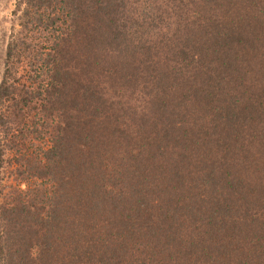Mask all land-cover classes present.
I'll return each mask as SVG.
<instances>
[{"label":"rangeland","instance_id":"rangeland-1","mask_svg":"<svg viewBox=\"0 0 264 264\" xmlns=\"http://www.w3.org/2000/svg\"><path fill=\"white\" fill-rule=\"evenodd\" d=\"M29 1L0 0V82L8 45L14 37H20L24 30L23 16ZM112 1L127 2L124 5L126 8L115 6L114 2L103 6L94 3L91 8L84 9L81 13L79 10L75 14V27L78 24L82 26L73 35L75 41L72 43V52L66 50L68 59L64 60L65 68L61 73L66 80L62 81L63 89L60 92L64 95L59 102L54 98L50 99L53 105L63 106L66 103L69 108L56 112L54 121L47 119L50 114L46 115V112L40 113L38 110L27 112L24 117L20 115L17 119H13V116L5 119L11 134L6 132L0 135L7 148L3 150L4 161H0V166H3L0 168V185L7 181L4 202H11V190L8 187L14 183L22 185L26 192L24 199L30 201L41 195V186H51L55 187V203H64V214H67L74 206V189L83 184L90 188L95 183L101 188L108 179L111 183L125 182L124 186L129 189H137L133 191L138 194L129 196L131 203L135 200L148 203L156 198V185L153 181L168 187L172 185L171 180L158 182L153 177L152 181L151 176L142 173L141 165H152L154 161L158 165L162 156L172 157L175 153H183L182 148L189 141L195 144L196 152L201 151V156H209L207 165L211 166L212 158H217L218 164L223 165L225 176L216 187L220 195L232 198L234 206L240 211L241 205L251 209L263 207L264 194H258L259 200L247 197L249 192H256L257 189H252L255 184L249 187L243 185L247 180L246 124L253 129L262 128L261 125L264 124V84L260 89L257 87L256 101L259 103L253 109L247 107V99L254 93L248 85L251 82L249 76L256 82L264 81L261 77L264 75V0ZM112 10H116L114 15ZM116 17L118 21L115 20ZM111 21L115 22L116 28L109 36L104 31ZM95 27L98 30L97 36L102 32L104 35L98 39H88L87 35L92 34ZM118 28H122L124 34L117 31ZM28 37L31 35L28 34ZM187 65L191 68L185 69ZM181 73L198 79L188 91L183 92L181 87ZM256 73L261 74L260 79ZM82 74L87 77L84 78ZM158 74H165L164 78H159ZM166 84L172 90L170 93L159 88ZM86 92L100 95V108L90 104V100L85 98ZM29 101L28 107H31L37 99ZM74 102H78L76 107H73ZM42 103L48 105L46 101ZM236 103H239L237 107ZM231 107L238 114H232L239 119L233 130L241 143L230 147L226 145L227 141L220 142L219 148L218 143H212L214 137L219 138L216 121L221 119L219 116L225 108L227 110ZM47 112L50 113V110ZM101 113L105 116L98 119L97 116H102ZM26 116L28 117L24 119ZM28 118L30 119L27 120ZM39 119H43V123L40 122L37 126L41 128L38 134L26 136L24 133V146L21 148L22 144L15 145L20 152L16 155L14 144L22 140L16 138L18 133L15 129L25 131L27 126L32 128V123ZM44 122L46 126H50L46 130H43L46 127ZM96 123H100V129H91ZM162 131H166V134H159ZM200 144L203 145L202 150ZM216 147L221 152L218 157L214 156ZM211 148L213 152L210 151ZM50 151L56 155L57 162L46 161ZM22 156L24 160L21 165L15 166V159ZM236 163L245 165H240V171L237 172L239 181L232 183V167ZM55 164L63 166L55 168L56 176H47L44 166ZM198 166L202 169L200 164ZM14 168L23 174L19 177ZM79 168L85 175L83 181L76 184ZM229 175L230 184L225 185ZM183 176L186 179V173ZM185 179L181 180L182 185L177 187V191L159 195L170 197L165 204L167 217L172 215L171 210L175 207L171 202L173 198L189 199L197 193H191ZM202 191L203 189L198 190L199 193ZM221 191L224 193H220ZM259 192L261 193V187ZM220 195L214 196V205L220 204ZM240 195L245 200L239 201ZM246 197L249 198L247 203ZM102 211L103 207L93 204L95 214L86 229L113 217V214L108 216V213ZM180 221L176 236L171 231L168 233L169 239H166V233H155L148 238V246L154 250L150 253L154 263L175 264L179 251L186 246L191 253L189 261H196L201 257V264H206L210 253L212 258L216 257L210 264H264V245L255 244L250 237L246 238L247 235L244 237L248 231L245 233L246 227L243 228L244 224L241 222H224L230 228L236 227L231 235L240 229L244 232L242 234L240 231L241 235L236 239H228L229 234L214 233L207 236V240L201 237L204 241L199 242L193 236L196 229L188 228L184 232L183 228L192 226L182 219ZM171 222L168 220V226ZM198 228L200 232L208 233L207 228L201 225ZM210 237H218L213 241L225 238L221 243H212L209 241ZM255 241L258 242L257 239ZM202 246H206V254L202 252ZM209 246H217L218 250L212 248L209 252ZM243 250L244 253H241Z\"/></svg>","mask_w":264,"mask_h":264},{"label":"trees","instance_id":"trees-1","mask_svg":"<svg viewBox=\"0 0 264 264\" xmlns=\"http://www.w3.org/2000/svg\"><path fill=\"white\" fill-rule=\"evenodd\" d=\"M113 2L115 6L126 8L124 5L127 2L112 0L29 1L23 16L25 19L23 23L24 30L20 33V37H14L9 43L5 57V69L0 82V135L6 132L11 134V129L7 127L5 120L7 117L12 118L13 116V119H17L20 115L24 117L27 112L38 110L40 113L46 112V115L50 114L47 119L54 121L56 112L60 113L69 108L66 103L63 106L61 104L53 105L50 99L54 98V100L59 102L60 97L64 95H61L60 92L63 89L61 87L63 86L62 81L66 80L61 76L65 68L63 63L67 58L66 50L69 53L72 52V43L75 41L73 35L82 26L78 24L75 27V14L79 10L81 13L84 9L91 8L94 3L103 6V4L109 5ZM115 11L112 10L113 15ZM146 18H149V16L146 15ZM146 18L143 17L142 19L146 20ZM115 20L118 21L117 17ZM107 28L104 33H108L111 36L110 33L114 32L116 28L115 22H109ZM92 31V34L87 35L88 39L89 37L91 39H98L99 36L104 35L102 32L97 36L98 30L96 27ZM117 31H122L124 34L122 28L121 30L118 28ZM28 34L31 37H28ZM89 43V46H91V42ZM190 65H187L185 69L191 68ZM192 69L194 70V67ZM82 75L84 78L87 77L85 74ZM158 75L159 78H164L163 75L165 74ZM256 75L258 77L261 76V74L258 75L257 73ZM179 77L181 80L176 76L182 82L181 87L183 92L188 91L189 87L194 85L198 80L191 76L187 77V74L183 73ZM261 77L264 79V75ZM249 81H251L248 83L249 88L254 93L249 96L252 100H249L250 98L247 99V107L252 108L259 103L258 100L256 101V94L258 88L260 89L264 84V81L256 82L250 76ZM159 88H163L168 93L172 91L168 88L167 84ZM101 92L103 93L104 90H101ZM94 97L97 98L94 99ZM75 98L79 99L76 95ZM85 98L88 101L90 100V104L100 108L101 97L99 94H88L86 92ZM33 99L39 101H36L33 106L28 107L29 100ZM240 99L243 100V98ZM41 101L48 102V105ZM76 103H73V107H76ZM238 104L236 103V107ZM49 107L50 109L47 110ZM46 110H50V113ZM101 114L102 116H97L98 119H103L105 116V114ZM232 114L238 115L236 112L234 113L233 107L227 110L225 108L224 112L219 116L221 119L216 121V126L219 129V138L214 137L212 143H215V145L218 143L219 148L220 142L225 143L227 141L226 145H230V147L241 143L238 137H235L237 133L234 134L233 130L235 128L234 125L239 119L236 115L233 116ZM40 122L43 123V119L32 123V128L27 126L25 131L21 128L15 129V132L18 133L16 138H20L22 142L15 143L14 147L16 144H22L21 148L24 146V133L26 136L30 134L36 136L38 130L41 129L37 127ZM44 125L46 126L45 122ZM261 126L262 128L253 129L250 125L246 124L247 180L243 185V187H249V185L255 184V186H252V189H257L256 192H249L247 197H256L258 200L260 195L264 194V124ZM49 127L46 126L43 130ZM91 129H100V123H96ZM166 131H162L159 134L165 135ZM76 132L78 131L76 130ZM182 137L183 135L180 138ZM190 138L188 137V139ZM232 138L233 140L229 142ZM200 147L202 150L203 145L200 144ZM213 148L210 149L211 152H213ZM217 148L215 157H218L221 153L220 149L218 148V150ZM4 149L7 148L0 138V161L2 162L5 159ZM182 149L184 154L175 153L172 157L162 156L159 159L158 165H156L157 161H154L152 165H141L143 167H141L142 173L145 176H151L152 181L153 177L158 182L171 180L172 185L168 187L167 185H159L153 181L157 187L154 190V192L156 191V198L151 199L148 203L142 200H135L134 203H131L129 196L138 194L137 191H133L137 189H129L127 186H124L125 182L124 184L111 183L107 179V183L103 184L101 188L95 183L90 188H88L89 185L83 184V186L74 189V206L70 209L69 213L64 214V203H55L56 200L53 199L55 187L51 186L46 187L43 185L40 189L38 187L37 189L41 191V195H37L30 201L24 199L26 192L22 189V185L14 183L13 186L8 187L11 190V202H4L6 197L4 192L5 187H7L6 181V185H0V264H157L152 261L150 253H152L153 248H149L148 238H151L155 233H166V239H169L168 233L171 231L176 236L179 233L180 219L184 223L188 222L193 227L183 228L184 232L188 228L196 229L197 232H194L193 236L194 238H198L199 242L207 240L206 237L214 233H218V235L229 234L228 239H236L241 235V229L237 231L238 233L235 232L231 235L236 227L230 228V225L224 224V222L232 221L244 224L243 228L246 227L245 233L248 231L243 235L244 237L247 235L246 238L249 239L250 237V240L255 244L264 245V206L260 209H251L249 207H242L241 205L239 207H241L243 212L238 210L234 206L232 198L220 195L216 189L221 184L220 180L225 176L223 165L218 164V159L212 158L210 161L211 166L207 165L209 163V156H201V151L196 152L195 144L189 141L185 143ZM15 152L16 155L20 154L17 148ZM47 156V162L49 160L50 162H53L52 160L57 162L53 151H50ZM223 157L225 159V156ZM15 160V166H19L24 160V156ZM199 164L202 166V169H199ZM240 165L245 164L236 163L232 167L234 170L232 183L239 179L237 172L240 171ZM60 166L62 167L63 165H45V174L52 177L56 176L55 168H60ZM0 168H3V166H0ZM14 171H16L19 177L23 174L19 169L14 168ZM77 173L76 184L80 180L83 181L85 175L81 172L80 168L77 170ZM183 173H186L187 180L183 178ZM183 179L186 180L191 193H197L192 198L190 196L189 199L173 198L171 202L173 205L175 204V207L171 210L172 215L169 214V217H167L165 204L170 200V197H161L159 195L177 191V187L182 185L181 180ZM147 182L149 183L148 180ZM228 184H230V175L227 182H225V185ZM260 187L261 193L259 192ZM93 188L95 189L92 190ZM199 189H203L202 193L198 192ZM207 190L209 192H206ZM220 193L224 192L221 191ZM89 194H95V196H89ZM217 194L220 195V198L224 202L221 200L219 201L220 204L216 203L214 205ZM247 197L246 203L249 199ZM243 200H245L244 196L240 195L239 201ZM93 204L97 207H103L102 212L108 213L106 214L108 216L113 214V217L86 229L89 221H91L90 219L95 214L93 212ZM65 206L67 207L68 205L65 204ZM168 220L172 221V224L169 226ZM200 225L207 228L206 231L208 233L200 232V228H198ZM224 238L220 241H213L218 239V237H210L209 241L221 243L224 241ZM256 239L258 242L255 241ZM166 244L169 245L168 243ZM212 248L218 250L217 246H209V252H211ZM201 249L205 253L207 248L206 246H202ZM197 250L199 249L197 248ZM241 253H244V250ZM190 256L191 253L184 246L183 250L181 249L176 257V261L179 260L177 264L181 262H183L182 264H201V257L196 261H189ZM215 260L216 257L212 258L210 253L205 262L206 264H210V262ZM246 264L253 263L246 262Z\"/></svg>","mask_w":264,"mask_h":264}]
</instances>
